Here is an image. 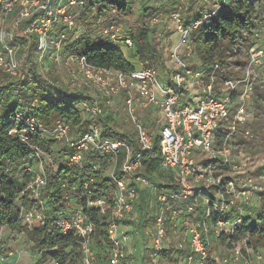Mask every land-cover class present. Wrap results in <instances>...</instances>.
<instances>
[{
	"label": "built area",
	"instance_id": "1",
	"mask_svg": "<svg viewBox=\"0 0 264 264\" xmlns=\"http://www.w3.org/2000/svg\"><path fill=\"white\" fill-rule=\"evenodd\" d=\"M16 6L22 7L21 17H30L28 30L39 34L40 37L48 38L50 28L62 22L61 16L64 17L66 28L72 29L75 15L79 10L83 12L86 4L84 0H0V21L12 13ZM70 6H77L79 10H68ZM219 7L217 3L212 11L202 13L200 18L189 19L187 23L181 16L182 5L169 13V19L179 33L177 44L171 49V56L178 69L166 82L158 79L153 67L143 66L128 71L115 70L93 66L83 55L70 54L82 78L100 91L106 99V104L110 103L111 96L119 90L125 93L127 112L136 131V146L126 139L107 136L95 124L72 137L69 134L72 125L64 117L57 118L51 128H46L35 112L16 110L12 116L0 117V133L3 126L11 123L8 133L18 136L24 142L27 140L25 132L39 131L49 134L56 142L65 144L64 147L68 151L66 156L68 166L88 164L92 169V172L85 175L79 183L70 182L67 177L61 179L58 191H50L54 197L49 202L43 197L47 178L41 162L18 197L20 225L33 229L50 221L58 227L61 235L72 233L78 242L81 264H100L103 259L107 264H131L126 258L125 248L132 237L124 223L129 222V226L132 227L139 222L137 196L140 190L150 187L156 192L155 211L150 219V229L149 227L145 229L144 238L147 240L145 247L149 250L146 253L142 251L140 256L136 257L139 264H160L161 253L170 250L167 229L173 233L183 232V237L174 247L179 264H217L209 259L207 219L211 213H217L218 217L212 227L218 235L223 232L222 229L221 231L218 229L226 224L222 215L233 204L230 196L235 179L228 177L224 179L216 174L219 161L227 163L218 155L221 151L215 147L216 137L219 132H223L221 131L223 126L243 122L245 114L243 103L254 91V70L257 69L264 77V46L261 45L253 44L249 47L250 54L244 71L239 76L223 79L220 87L215 85L214 77L211 76L218 68V64L192 71L185 60L180 58L177 48L190 49L191 33L202 24H208L210 17ZM35 15L40 16L33 19ZM157 22L159 18L156 15L148 19L150 25ZM13 34L9 35L10 40H13ZM101 34L107 36L113 44L120 43L128 47L133 45L132 37L121 35L120 27L115 24L105 27ZM67 35L66 31L57 35L53 41L54 52L62 48ZM1 40L0 66L14 76L17 74L15 47L8 44L5 39ZM204 73L210 74L206 78ZM201 76L204 81L199 83L198 79ZM73 80L76 82L78 78L74 76ZM185 92L187 95L182 94ZM137 103L158 110L156 134L153 135V132L147 130L135 116ZM35 104L36 102L32 104L34 109ZM79 106L84 119L86 115L90 117L91 120L87 119L90 121L98 115L101 117L107 115L96 99L82 100ZM156 135L158 154L153 148ZM32 148L34 153L39 154L40 150L37 147ZM120 153L122 159L119 170L123 176L117 178L114 169ZM88 154H93L97 158L86 159ZM157 155L160 159L159 170L164 175L168 174L170 181L162 182L161 179H165L164 175L160 176L158 172L152 175L143 172L145 167L143 158L146 156L153 159ZM199 156L204 158L203 161L197 159ZM99 159L105 163L101 164ZM105 164L113 166L111 179L103 188L98 189L93 173L101 172ZM166 184L171 186L167 189L160 188ZM212 186L218 187L211 190ZM242 194H245V191ZM198 197L202 198L203 205H206L200 220L196 216ZM24 198L31 203L30 208L23 205ZM56 198H59L61 204L68 206L61 208L62 206L55 202ZM72 200L75 201L74 206L69 203ZM148 204L151 205V201ZM91 211H96L105 222L106 238L101 240L104 256L97 255L94 239L96 226L90 217ZM194 219L197 220L196 225ZM239 223L240 217L236 216L231 221L230 233ZM171 251L173 252L172 249ZM21 254L22 250L3 253L0 255V264H18ZM256 258L262 260L258 253ZM52 261L53 264H57ZM224 262L228 264L226 259Z\"/></svg>",
	"mask_w": 264,
	"mask_h": 264
},
{
	"label": "rangeland",
	"instance_id": "2",
	"mask_svg": "<svg viewBox=\"0 0 264 264\" xmlns=\"http://www.w3.org/2000/svg\"><path fill=\"white\" fill-rule=\"evenodd\" d=\"M123 1L128 3L130 7V10L125 13H119L116 7L109 3V0L101 1L103 2L102 7L99 0L98 2L96 0H87L83 12L77 6L67 7L68 10H79L74 17L72 29L66 28L64 17L61 16L62 22L50 28L48 38H43L35 32H30L28 30L31 23H28L30 17H21L22 7L16 6L12 13L4 16L0 21V50H2L1 39H5L8 44L15 47L17 74L11 76L0 66V85L15 81L23 83L24 86L28 84L25 89L14 91L15 97L21 100V104L25 102L28 104L31 102L32 104L35 103V99L32 100V97H30L34 83L39 84L41 87H46L48 91H51L52 95H59L58 91L60 90L61 92H76L88 95L90 100L96 99L99 101L103 111L110 115L109 125L114 126L111 130L114 133H126L137 144L135 127L125 105V93L119 90L118 93L111 96L110 103L106 104V99L100 91L93 84L82 78L75 60L71 59L70 54L65 50L66 43L73 41L77 35L82 34V31L89 35L94 43L108 42L107 36L101 33L108 25L115 24L120 27L121 35L130 36L133 39V45L130 47L117 43L126 59L134 64L135 68L143 66L153 67L158 79L161 82H166L178 69L175 66L174 58L171 56V49L177 44L179 33L176 32L175 24L169 19V13L177 9L179 5H182L181 16L186 23L188 19L194 18L200 13L212 11L217 2L215 0ZM152 15H156L159 18V22L150 25L148 19ZM38 16L40 15L33 16V19L38 18ZM251 24L252 38L255 41L254 45L264 46V0L254 1ZM62 31H66L68 34L67 40L64 41L59 51L54 52L53 41ZM11 33H14L13 40L9 39ZM143 42L146 43L148 48L146 51L140 52L138 43ZM190 44V49L178 47L177 52L192 71L200 70L202 66L201 60L196 54L192 40ZM248 44V39L242 38L237 45L225 44L222 46L221 50L223 52L219 59H223L225 62L223 67L219 65V69L211 75L214 77L217 87H220L221 80L230 77L231 73L239 75L244 71L246 64L243 62L247 60L250 54ZM209 74L204 73L203 75L207 78ZM74 76L78 78L76 82L73 80ZM202 81H204V78L201 76L198 82L201 83ZM182 94L187 95L186 92ZM2 95L4 96V94ZM243 105L245 108L243 122L223 126L221 131L226 133V140L220 145H218L217 140L215 141L216 149L221 151L218 155L224 161H227V165H229V169L218 170L216 174L221 175L223 178L235 179L233 192L230 196L233 200L232 206L237 205L234 207L238 208L242 203L243 205H249L250 210L247 211V214L254 219L261 197L264 196V77L258 73L257 69L254 70V91L244 101ZM5 109L3 105L0 106V115L6 113ZM135 116L147 130L153 132V135L156 134L157 119L159 117L157 109L144 107L137 103ZM105 117L98 115L94 120L90 121V117L85 115V120H81L79 124L72 125L70 136H77L87 130L91 124H95L107 136L119 137L112 135L114 133H110L108 129L104 128ZM64 146L65 144L59 141L52 146L50 153L42 147H38L40 150L39 154L33 153L29 155L22 167L12 174L13 182L18 191H22L25 188L30 176L35 173L41 162L43 167L44 165L49 167H52V165L56 166L57 162L55 161L59 157L57 156V150ZM62 158L60 157L59 159L62 160ZM197 159L201 162L204 158L199 156ZM112 168V164H105L100 173L105 178L111 179ZM24 173L29 174L27 181L24 180ZM164 180L163 178L161 179L162 182ZM158 181L160 182L159 178ZM200 187L205 188L203 185H200ZM243 191H245V194H242ZM46 194L45 192L43 197ZM155 194L154 188L148 187L144 191L140 190L136 201V209L140 212L139 222L132 227L129 226V222L125 221L124 223L129 235L131 234L130 237H132V240L125 248L126 258L131 264H139L136 257H139L142 251L146 253L149 250L145 247L147 240L144 237L145 229L147 227L150 229L151 227L150 219L155 211ZM149 201H151V205L148 204ZM69 203L72 206L75 205L73 200L69 201ZM197 205L200 206V212L203 208L202 198L198 197ZM61 206V208H64L68 204L63 203ZM233 213L228 214L225 211L222 215V218L226 220V224L218 230L222 229L223 232H220L221 230L219 232L225 235L224 240L218 237L214 227H208L206 239L209 242V259L217 264H225L224 259H226L228 264H264V245L249 247L245 244L246 239L238 238L231 244L232 246L227 244L230 237L231 221L236 216L242 218L245 215L244 212L237 214L235 208ZM196 222L197 220L194 219L195 225ZM258 223L257 225L260 226ZM167 234L170 239V250H167L165 255L161 254L160 264H179L174 247L176 242L183 237V232L173 233L170 230ZM31 247L32 243L20 228L8 225L0 227V255L8 251L22 250L18 264H53L48 255L41 258L31 250ZM257 253L262 256V260L256 258Z\"/></svg>",
	"mask_w": 264,
	"mask_h": 264
},
{
	"label": "trees",
	"instance_id": "3",
	"mask_svg": "<svg viewBox=\"0 0 264 264\" xmlns=\"http://www.w3.org/2000/svg\"><path fill=\"white\" fill-rule=\"evenodd\" d=\"M84 1L86 4L87 0ZM96 1L98 2V0ZM101 1L103 0H99L100 6L102 7L103 2ZM215 1L220 7L215 11L214 15L210 17L209 23L202 24L198 29L191 33V40L194 44V49L202 63L200 69H207L214 64H218L216 70L219 69V65L220 67H223L225 61L219 59V56L222 55L223 50H221V48L225 44L237 45L242 38H245L248 39L249 48L255 42L252 38L253 31L251 27V14L253 11V3L256 0ZM109 3L114 5L119 13H125L130 10L129 4L123 0H109ZM201 16L202 13L194 17V19L200 18ZM147 48L148 46L145 42L138 43V50L140 52L146 51ZM65 50L69 54L83 55L88 63L96 67L111 68L122 71L136 69L135 65L126 59L123 51L117 46V44H113L109 40L105 43H94L86 33L80 34L74 38L73 41H68ZM243 63L246 64V61ZM235 76L239 75L231 73V76L228 78ZM27 86L28 84H25L24 86L23 83L16 81L0 85V106L3 105L4 108H6V113L0 115L1 118L12 116L16 110H23L28 113L35 112L46 128H51L53 122L59 117L66 118L71 125L79 124L81 122V109L79 102L82 100H90L88 95L76 92H61V90L58 91V93H60L59 95H52L51 91H48L46 87H41L39 84L34 83L30 95L32 100L35 99L36 102V108L34 109L32 102L29 104L27 102L21 104V100H18L14 94V91H20V89H25ZM2 94H4V96ZM110 120V115H106L104 119V128L108 129L110 133H114L111 130L112 127L109 125ZM10 126L11 123L3 126L0 133V227L4 225L15 226L24 231L29 241L32 243V251L35 254L37 253L41 258L48 255L50 259L54 260L57 264H81V253L78 247V242L72 233L61 235L58 227L50 221H46L43 225L33 229H27L25 226L20 225L17 200L22 191H18L13 182L12 174L22 167L29 155L34 153L33 146L37 148L42 147L50 153V149L57 142L51 137V135L43 134L39 131L25 132L27 140L24 142L18 136L8 133ZM112 135L119 136L117 138L126 139L136 146L135 141L126 133H114ZM225 135L226 133L223 132L217 134L216 139L218 145L226 140ZM153 148L155 153L158 154L157 135L154 139ZM67 154L68 151L65 147H61L57 150V156H59L56 158L57 161H55L57 162V165H52V167L44 165L47 178L45 187V192L47 194L45 197L49 202L53 200L54 197L53 194H50V191H58L61 179L67 177L70 182L79 183L84 179L85 175L92 172V169L88 164L68 166L66 164ZM60 157H63L62 160L59 159ZM96 158L97 157L93 154H88L86 156V159L90 160ZM121 159L122 154L120 153L114 169V175L117 178L123 176L119 170ZM99 161L101 164L105 163L104 160L102 161L99 159ZM159 161L160 159L158 155L153 159H148L145 156L143 158L145 164L143 172L147 175H152L154 172H158L160 176H163L164 174L159 170ZM227 164L228 163H224L220 160L216 169H229V165ZM93 174L95 177V185L98 189L103 188L110 181L109 178H105L100 172ZM23 177L24 180L27 181L29 174L24 173ZM163 177L166 181H170L168 174ZM169 186L171 185H161L160 188L167 189ZM217 187L218 186H212L211 190ZM55 202L61 205L59 198H56ZM23 205L26 208H30L31 203L28 199L25 200L24 198ZM234 206L229 208L227 211L228 214H234L233 210L235 208L237 214H242L244 212L245 215L242 218L240 217V223L231 231L227 244L232 246L231 244H233L238 238L246 239L245 244L249 247L264 245V196L261 197L259 202L258 210H256L257 214L254 213L256 214L254 219L251 215L247 214V211L250 210L249 205H243L242 203L238 208ZM199 207V205L196 206V214L197 218L200 220L204 215L206 205H203L200 212ZM47 212L48 211L45 213L47 214ZM90 217L96 226L94 239L97 246V255L102 256L103 251L101 240L106 238V232L104 231L105 222L104 220L102 221V218H100L96 211H91ZM217 217V213H211L207 219L208 224H210L209 226L213 225ZM257 223L260 226H258ZM169 231L170 230L167 229L168 233ZM218 237L221 240L225 239L223 233H220ZM161 254L165 255L166 252L163 251ZM100 264H107V262L103 259V261H100Z\"/></svg>",
	"mask_w": 264,
	"mask_h": 264
},
{
	"label": "crops",
	"instance_id": "4",
	"mask_svg": "<svg viewBox=\"0 0 264 264\" xmlns=\"http://www.w3.org/2000/svg\"><path fill=\"white\" fill-rule=\"evenodd\" d=\"M81 114V120L83 121V120H85L84 119V115H82V113H80ZM111 127H114L113 125H110ZM6 254V253H5Z\"/></svg>",
	"mask_w": 264,
	"mask_h": 264
}]
</instances>
